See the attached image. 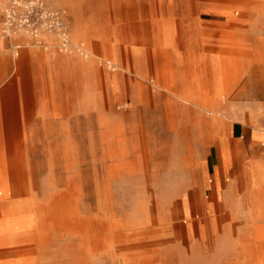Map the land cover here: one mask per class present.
<instances>
[{
    "label": "rangeland",
    "instance_id": "obj_1",
    "mask_svg": "<svg viewBox=\"0 0 264 264\" xmlns=\"http://www.w3.org/2000/svg\"><path fill=\"white\" fill-rule=\"evenodd\" d=\"M40 1L65 11L89 58L56 50L96 71L69 68L58 82L35 73L20 143L5 137L4 264H264V190L232 172L218 188L212 176L193 183L184 161L217 140L204 142L211 118L231 125L241 113L244 64L264 61L253 37L264 33V0ZM11 3L0 0V51L13 60L32 45L6 32ZM205 50L221 62L222 88L204 74L197 90L210 99L176 101L178 76L204 65L191 53ZM9 81L19 82L14 63L0 73V86Z\"/></svg>",
    "mask_w": 264,
    "mask_h": 264
},
{
    "label": "crops",
    "instance_id": "obj_2",
    "mask_svg": "<svg viewBox=\"0 0 264 264\" xmlns=\"http://www.w3.org/2000/svg\"><path fill=\"white\" fill-rule=\"evenodd\" d=\"M75 35L76 38L79 37V35ZM42 37L44 42H48V48L26 47L20 52L19 57L13 60L9 54L0 51V73L11 67L13 63L19 73V82L12 81L10 83L9 81L0 86V170L12 167L7 166L5 137H13V147L20 143L18 138L22 135L23 105L28 103L26 99L29 101L31 98L30 93L33 92L35 73L39 79L44 80L48 75L50 81L58 82L62 78V72L66 69L85 71L94 68L92 61L86 62L76 54L58 52L56 44H54V35L44 33ZM253 37L255 46H259L254 49V56L264 57V50L262 49L264 33L257 30ZM14 42H29V40L26 36L20 35L14 39ZM75 53L84 56V58H89L88 55ZM191 57H193L190 60L191 64L196 65L197 62H201L204 65L200 67L199 71L196 70L197 67L195 66L196 72H191L187 81L178 76V84L177 82L174 84L177 86L178 94L175 96V100L183 101L182 98H192L194 102L198 103L211 98V96H207V92H204V87L202 88L203 94L197 90L205 77L204 74H206L207 79L205 78L203 82L211 79L213 81L212 89L222 88L221 84H214L213 78L214 73H220L221 62L214 55L209 54L208 50L194 51L191 53ZM215 66L217 70H213ZM208 68L209 70L206 71ZM242 73L243 78L238 85L239 104L243 105L240 115L236 120H233L231 125L223 119L211 118L210 125L212 127L210 131L206 130L204 142L211 143V137H215L217 140L212 141L203 151L192 150L185 155L184 161L191 172L190 177L193 179V183L203 184V179L207 178L206 183L214 180L218 188L226 176L232 172L241 183L255 193H260L264 190V148L257 149V144L261 141V145H264V97L263 99L260 98L256 92L251 95L248 90L264 89V61L259 60L253 65L244 64ZM199 76L200 78H198ZM199 79L201 82L198 83ZM217 82L221 83V79ZM25 83L28 87H25ZM23 93L29 95V98L24 97ZM157 98L163 99L160 95H157ZM207 118L208 116L204 121ZM223 142L226 143L227 150L222 154ZM234 160L238 166L236 171L233 170ZM211 176L213 180L209 179ZM250 184L253 185V188ZM257 199H261V196H257ZM4 241L5 239L0 240V249L5 253ZM0 264H4V259H0Z\"/></svg>",
    "mask_w": 264,
    "mask_h": 264
},
{
    "label": "built area",
    "instance_id": "obj_3",
    "mask_svg": "<svg viewBox=\"0 0 264 264\" xmlns=\"http://www.w3.org/2000/svg\"><path fill=\"white\" fill-rule=\"evenodd\" d=\"M5 6V29L11 33L24 32L37 39L43 33H51L57 38L60 51L72 53L78 48L71 44L69 28L65 21V11L49 9L40 0L22 4L24 0H10ZM73 47V48H72Z\"/></svg>",
    "mask_w": 264,
    "mask_h": 264
},
{
    "label": "bare ground",
    "instance_id": "obj_4",
    "mask_svg": "<svg viewBox=\"0 0 264 264\" xmlns=\"http://www.w3.org/2000/svg\"><path fill=\"white\" fill-rule=\"evenodd\" d=\"M43 34H41V36L39 38L33 39V38H30V37L26 36L25 33L21 31V32H17V33H11L10 37L11 38H16L17 36L23 35V36H26L27 40L30 41L29 44L32 45V46L49 47L48 42H44V40H43V37H42ZM73 37L75 39H77L76 35H75V32H73ZM56 43H57V38L55 37V43L54 44H56ZM71 44L73 45V42H71ZM74 45H76L75 47H77L78 49L77 50H73L71 52H78V53H81V54H85V53H87L89 51L88 48L86 47L85 43L74 44ZM18 47H20V46H18ZM19 54H20V52L17 51L16 55H19ZM109 64L111 65V67L113 66V64L111 62H109Z\"/></svg>",
    "mask_w": 264,
    "mask_h": 264
}]
</instances>
